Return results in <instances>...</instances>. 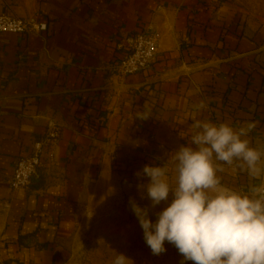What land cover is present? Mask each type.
<instances>
[{
    "label": "crops",
    "instance_id": "crops-1",
    "mask_svg": "<svg viewBox=\"0 0 264 264\" xmlns=\"http://www.w3.org/2000/svg\"><path fill=\"white\" fill-rule=\"evenodd\" d=\"M0 13L47 24L0 34V264H67L62 240L91 217L131 233L130 201L155 222L173 194L152 207L139 187L150 178L137 173L167 165L174 184L171 152L189 142L193 118L255 124L246 138L264 169V0H0ZM144 31L159 41L152 66L118 74L128 39ZM51 121L61 131L39 176L12 187L15 161ZM222 167L236 191L264 183V171ZM170 246L159 264H194Z\"/></svg>",
    "mask_w": 264,
    "mask_h": 264
},
{
    "label": "clouds",
    "instance_id": "clouds-1",
    "mask_svg": "<svg viewBox=\"0 0 264 264\" xmlns=\"http://www.w3.org/2000/svg\"><path fill=\"white\" fill-rule=\"evenodd\" d=\"M254 127L250 123L237 130L227 123L193 118L189 142L171 152L174 184L169 183L167 165H145L137 173L150 178L139 187L146 190L152 207L167 201L170 192L174 197L155 222L148 208L130 201L154 255L165 252L168 241L194 264H264V183L241 192L222 185L217 175L224 164H237L252 177L261 175L262 153L246 138ZM127 260L118 253L114 264Z\"/></svg>",
    "mask_w": 264,
    "mask_h": 264
},
{
    "label": "built area",
    "instance_id": "built-area-1",
    "mask_svg": "<svg viewBox=\"0 0 264 264\" xmlns=\"http://www.w3.org/2000/svg\"><path fill=\"white\" fill-rule=\"evenodd\" d=\"M47 24L35 17H18L0 13V34L4 32L28 33L46 30ZM129 50L116 62L118 74L125 76L149 69L156 59L159 41L154 32L144 31L128 39ZM60 126L49 122L47 133L41 140L34 142L29 154L17 158L10 180L14 188H27L39 176L45 149L53 144L60 135Z\"/></svg>",
    "mask_w": 264,
    "mask_h": 264
},
{
    "label": "rangeland",
    "instance_id": "rangeland-1",
    "mask_svg": "<svg viewBox=\"0 0 264 264\" xmlns=\"http://www.w3.org/2000/svg\"><path fill=\"white\" fill-rule=\"evenodd\" d=\"M114 225H119L118 220L91 217L81 229L64 238L61 251L67 264H114L118 253L129 259L126 264H159V255L146 244L139 222L131 233L116 232ZM170 245L166 243V262L173 254Z\"/></svg>",
    "mask_w": 264,
    "mask_h": 264
}]
</instances>
